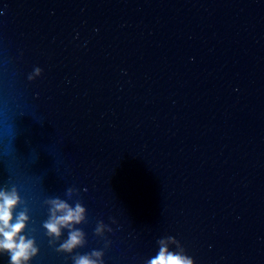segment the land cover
I'll list each match as a JSON object with an SVG mask.
<instances>
[{"label":"water","instance_id":"water-1","mask_svg":"<svg viewBox=\"0 0 264 264\" xmlns=\"http://www.w3.org/2000/svg\"><path fill=\"white\" fill-rule=\"evenodd\" d=\"M0 193L21 264H264V0H0Z\"/></svg>","mask_w":264,"mask_h":264},{"label":"clouds","instance_id":"clouds-1","mask_svg":"<svg viewBox=\"0 0 264 264\" xmlns=\"http://www.w3.org/2000/svg\"><path fill=\"white\" fill-rule=\"evenodd\" d=\"M35 74L39 75V69L35 70ZM0 199L3 201L0 203V237H3L0 240V250L8 252L11 264H21L22 261H28L30 256L35 255L36 252L31 240L18 235L25 227L27 216L21 213L16 217L14 224L10 223L13 219L12 209L17 204L18 198L15 193L11 195L0 193ZM57 213H62V215H57ZM83 213L84 209L79 205L73 210L63 202L52 201L51 218L44 227L50 235L58 237L62 227H67L72 222L79 223L83 219ZM100 230L98 227L97 232ZM81 242L80 232H70L68 240L62 245V250L71 252ZM92 255L99 258L101 253L93 252ZM75 264H97V260L84 256L77 258ZM149 264H192V261L188 257L170 253L166 247L162 246L158 255L151 259Z\"/></svg>","mask_w":264,"mask_h":264}]
</instances>
